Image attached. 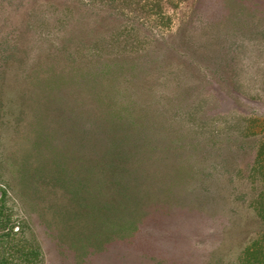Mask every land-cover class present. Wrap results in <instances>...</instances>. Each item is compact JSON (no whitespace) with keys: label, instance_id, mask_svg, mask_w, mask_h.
Segmentation results:
<instances>
[{"label":"rangeland","instance_id":"rangeland-1","mask_svg":"<svg viewBox=\"0 0 264 264\" xmlns=\"http://www.w3.org/2000/svg\"><path fill=\"white\" fill-rule=\"evenodd\" d=\"M133 1L0 0V255L264 264V0Z\"/></svg>","mask_w":264,"mask_h":264},{"label":"trees","instance_id":"trees-1","mask_svg":"<svg viewBox=\"0 0 264 264\" xmlns=\"http://www.w3.org/2000/svg\"><path fill=\"white\" fill-rule=\"evenodd\" d=\"M95 1V0H94ZM104 1H108L109 2V5H111V6H114V3H119L120 4V6H121V8H129L131 5H133L134 4V1L133 0H104ZM109 72V71H108ZM108 72H100V73H97V77H101V78H103L104 79V77L103 76H105V75H108L107 73ZM112 81L113 80H116L115 78L114 79H111ZM117 114V116H121V114H118V113H116ZM114 115V114H113ZM112 116V115H111ZM111 116L110 117H107L109 120H110V123H106L105 124V126H103V127H106L108 124L109 125H111V127L113 128V133H112V136H113V139L117 142V141H119L120 139H116V132L118 131L117 130V128H116V126L114 127L113 126V123H115V119H112L111 118ZM114 117H115V115H114ZM114 120V122H112ZM105 121V120H104ZM104 123V122H103ZM126 123H128V122H126ZM102 125V124H101ZM122 125H124L123 123H122ZM102 127V130L104 129ZM124 127V126H123ZM125 127H127V124H126V126ZM121 141V140H120ZM115 142V143H116ZM109 151V153H110V149L108 150ZM112 151H114V150H112ZM263 153H264V151H261V153H259V156H263ZM124 154H127V153H124ZM115 156H116V158H126V156H124V155H120L119 153H117V152H115ZM257 166H259V167H261V168H263L262 166H260L259 164H257ZM261 168H256V169H260L261 170ZM129 190H131V189H129ZM135 198H136V201L137 200H139V198H141L140 197V195H139V193H137L136 192V194H135ZM135 201V202H136ZM0 204H1V201H0ZM65 208V207H64ZM67 218H70V216H69V214L67 215ZM136 224V223H135ZM135 224H133V222H132V224L130 223V227H129V229H128V231H130V230H132L133 229V227H135ZM1 227L2 226H4V225H0ZM1 227H0V243L2 244V246H4V240L6 239L7 240V237L9 238V237H14L13 235H15V233H14V227H5V229H3L4 230V232H1L2 231V229H1ZM7 228V229H6ZM131 228V229H130ZM5 230H7V231H5ZM20 230V229H19ZM18 230V231H19ZM24 232V231H23ZM8 242H10V241H8ZM4 248V247H3ZM37 248V249H36ZM36 248H31V250H28V251H25V253H24V255L26 256V258L23 260V261H20V262H18V261H16V263H15V260H10V257H5L4 255L2 256V255H0V264H35V261H34V259H31V258H33V257H35L36 255H40V251H41V248H40V246H38V247H36ZM254 254V253H253ZM256 258V257H255ZM34 261V262H33Z\"/></svg>","mask_w":264,"mask_h":264}]
</instances>
